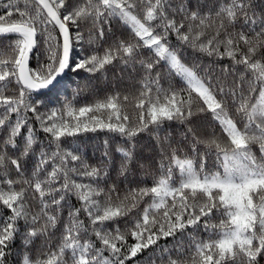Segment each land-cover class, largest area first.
Wrapping results in <instances>:
<instances>
[{
    "label": "snow or ice",
    "instance_id": "obj_1",
    "mask_svg": "<svg viewBox=\"0 0 264 264\" xmlns=\"http://www.w3.org/2000/svg\"><path fill=\"white\" fill-rule=\"evenodd\" d=\"M0 7L6 10L0 15V36L15 37L7 45H0V128L7 133L0 147V207L10 213L0 223V264H6L7 250L18 234L20 221L27 222L25 241L30 244L33 238L56 228L58 215L51 210L58 212L70 195L81 202V207L69 211L58 247H48L46 236V251L41 257L24 255L22 264H126L138 253L157 246L161 238H172L176 243L160 249L155 259L149 258V264H259L264 258V11L257 15L253 0H217L206 12L201 7L192 10L191 0L174 9L167 0H82L71 9L67 0H8ZM137 8L140 14H136ZM14 15L18 18L13 19ZM113 17L130 25L138 42L117 41L103 55H91L75 68L91 73L102 71L116 60L127 65L143 46L153 50L185 81L187 99L181 92L164 91L158 81L149 80L142 82L133 96L138 114L131 118L125 109L129 96L119 94L78 109L65 104L61 116L55 109L50 114L39 113L31 94L41 95V90L52 86L71 67L73 37L69 25L78 29L82 22L90 21L97 38L103 39V25ZM50 29H58L62 43ZM173 32L198 52L229 58L232 66L222 71L235 75L242 67L234 86L226 90L221 82L214 84L210 75L201 77L198 69L185 65L180 53L166 43ZM76 38H80L79 31ZM41 43L45 45L43 63L38 58ZM33 56L37 63L30 67ZM140 64L147 73L154 68V62ZM10 87L18 95H7ZM192 93L204 105L198 111L213 114L226 140L221 142L212 136L200 141L191 128L185 137L193 135V151L196 143H204L209 151L214 149L222 170L206 172L203 162L197 170L191 159L181 160L173 150L170 164L152 187L131 189L114 199V186L107 192L95 186L102 170L89 168L76 154L78 150L66 151L61 146L63 138L82 132L107 130L130 140L150 126L158 132L167 122L184 124L195 114ZM229 103L241 115L242 128L229 115ZM29 112L49 135V147L54 145V150H41L34 171L25 177L19 158H12L5 149L17 148L16 139L29 124ZM167 139L161 138V143ZM37 143L33 129L28 127L20 155L29 156ZM253 146H258L259 155ZM117 151L125 160L133 158L130 149L121 147ZM49 166L51 171H47ZM173 167L180 175L176 186ZM10 168L19 179L9 176ZM121 168L123 172L126 165ZM74 175L92 178L93 183L77 182ZM29 197L37 201L38 211H29ZM146 197L150 203L138 211ZM134 210L137 215L130 221V228L121 231L119 226L104 227ZM81 212L89 218L91 233L101 247L90 238L81 242L82 235L88 234L79 219ZM215 214L223 217L218 224L211 222ZM190 228L213 230L215 238L197 239L187 232ZM129 236L136 242L128 244Z\"/></svg>",
    "mask_w": 264,
    "mask_h": 264
},
{
    "label": "trees",
    "instance_id": "obj_2",
    "mask_svg": "<svg viewBox=\"0 0 264 264\" xmlns=\"http://www.w3.org/2000/svg\"><path fill=\"white\" fill-rule=\"evenodd\" d=\"M7 2L8 0L0 1L2 4H7ZM81 2L82 0H67L70 9ZM167 2L173 9L180 3L188 4V0H167ZM216 3L217 0H191V8L192 10H196L197 7H201V10L206 12ZM253 4L255 5L257 15H260L264 11V0H253ZM140 12L141 9L137 8L136 14H140ZM5 13L6 10L0 7V15H4ZM17 18V16H13V19ZM103 27L105 32L104 38L98 39L96 32L92 30L90 21L87 23L82 22L78 29L75 25H69L73 37L72 51L70 53L71 67L67 69L66 74L58 84L42 92L41 95H37L36 93L31 94L30 100L35 104L39 113L50 114L55 109L57 110V115L61 116L63 115L65 104L70 103L78 109L82 106L94 105L97 101H102L109 96L119 94L121 97L124 95L129 96V102L125 106V109L131 118L138 114L134 107L136 101L133 100V96L138 94L141 83L149 80L158 81V86L164 91H179L187 99L188 93L186 91L187 85L185 81L176 75L175 71L164 60H159L153 50L143 46L136 50L135 57L130 59L127 65L120 60H116L112 64L105 66L99 72L90 73L86 68L76 69V63L94 54L103 55L104 51L117 41L122 40L128 43L138 42V38L135 37L131 27L118 18H109L108 23L103 25ZM50 30L52 31V35L62 43L58 29ZM77 31L80 33L79 39L76 38ZM13 39L15 37L0 36V45H7ZM166 43L171 49L180 53L181 60L185 65L198 69V74L201 77L210 75L213 78L214 84L221 82L226 90L234 86V81L238 79L239 72L243 71L242 67L237 69L235 75H230L228 72L222 71L223 68L232 66L233 62L229 58L225 57L220 59L217 56L209 57L205 53L198 52L188 44L180 41L174 32L168 35ZM44 48L45 45L41 43V47L38 49L42 53L38 57L41 63L46 60V55L43 54ZM221 51H223V48H221ZM157 60L158 62H156ZM140 61L154 62V68L151 73L145 71ZM36 63L37 57L33 56L30 61V67H35ZM248 79H251V77L249 76ZM153 91H155V86L153 87ZM6 94L18 95V91L10 87ZM254 95H258V93ZM192 96L193 111L195 114L184 124L178 121L167 122L158 132L154 131L150 126L149 130L139 133L130 140L118 133L107 130L82 132L74 137L63 138L61 146L66 151L78 150L76 154L81 157L83 163L87 164L89 168H100L102 174L98 178V183L95 186L103 188L106 192L114 186L116 189V192L113 194L114 199L117 195L123 197L131 189L152 187L154 182L164 173L170 164L173 150H175L178 158L191 159L198 168L201 162H203L205 171L207 172L221 170L214 149L209 151L204 143H196L195 151H193V135L188 134L185 137L187 129L191 128L195 134V138L200 141H206L212 136H215L221 142L226 140V135L219 122L214 119L213 114L210 111L199 112V107L204 105L202 101L195 99V93H192ZM252 102L254 103L255 101L253 100ZM228 113L237 123V126L242 128V117L235 111L231 103L228 105ZM27 115L29 124L16 139L17 148L13 149L9 147L5 151L12 158H19L23 175L30 177L35 169L40 151H52L54 150V145L49 147L50 137L41 130L40 122L35 119V114L29 112ZM65 118L70 119L66 116ZM28 127L33 129V134L38 143L33 146V152L25 157L21 156L20 152L23 149L25 137L28 134ZM166 136L168 139L161 143V138ZM4 139H7V133L3 128H0V147L3 146L2 141ZM121 147L132 151L133 158L130 161L125 160L122 154L117 151ZM253 151L256 155H259L258 146H253ZM105 153H107V156H105ZM122 165H126L123 172ZM47 171H51L50 166L47 168ZM103 173H107V175L105 176ZM9 176L12 179H19L14 168H10ZM73 179H76L77 182L93 183L92 178L77 177L74 175ZM56 186H59V182ZM57 198L59 197L57 196ZM147 203H150L148 197L140 202L138 211H142ZM27 207L29 211L39 210L37 201H33L31 197L27 201ZM79 207H81V202L75 196H68L66 202H62L58 212L56 209L51 210L53 214L58 215L56 228H50L44 235L33 238L30 244L25 241V235L28 231V227H26L27 222L20 221L18 224V234L7 250L8 256L6 264H22L24 255H29L34 259L40 258L41 252L46 251V236L49 239L48 247L55 250L60 243L64 225L69 222V211H73ZM9 215V212L3 207H0V223L6 220ZM136 215L137 210H134L130 216L122 217L115 223L107 222L104 227L106 229H112L119 226L121 231H124L126 228L131 227L130 221ZM79 219L88 228V234L82 235L81 242L90 238L96 244V247H101L100 242L91 233L92 226L86 213L81 212ZM221 219H223L222 216L215 214L211 222L218 224ZM36 227L39 228L40 224L38 223ZM215 231L219 230L217 229ZM187 232L200 240H207L209 237L215 238L213 230L200 228L194 231L190 228ZM135 242L131 236L127 237L128 244ZM175 243L176 241L172 238H161L157 246H151L143 252L138 253L136 257L128 259L126 264H149L150 257L155 259L159 255L160 249L164 247L172 248ZM185 244H187L186 240ZM105 255H110V253L105 252ZM259 264H264V258L259 259Z\"/></svg>",
    "mask_w": 264,
    "mask_h": 264
},
{
    "label": "rangeland",
    "instance_id": "obj_3",
    "mask_svg": "<svg viewBox=\"0 0 264 264\" xmlns=\"http://www.w3.org/2000/svg\"><path fill=\"white\" fill-rule=\"evenodd\" d=\"M130 26V25H129ZM131 27V26H130ZM167 63V62H166ZM168 64V63H167ZM174 70V69H173ZM175 71V70H174ZM180 77V76H179ZM181 78V77H180ZM182 79V78H181ZM183 80V79H182ZM184 81V80H183ZM179 159H181V160H183V159H185V158H179ZM193 164H194V167L198 170L199 168L197 167V166H195V163L193 162ZM222 170V169H221ZM215 171H217V170H215ZM215 171H213V172H215ZM207 172V171H206ZM209 173H211V172H209ZM173 177H174V181H175V183H174V186H176V185H178L179 184V180H180V175H179V170L177 169V168H175V169H173Z\"/></svg>",
    "mask_w": 264,
    "mask_h": 264
},
{
    "label": "water",
    "instance_id": "obj_4",
    "mask_svg": "<svg viewBox=\"0 0 264 264\" xmlns=\"http://www.w3.org/2000/svg\"><path fill=\"white\" fill-rule=\"evenodd\" d=\"M0 1H4V0H0ZM61 38H62V36H61ZM67 71V70H66ZM66 71L60 76V77H58V79L54 82V84L52 85V86H50L48 89H44V90H41L42 92H44V91H47V90H49L51 87H53V86H55L56 84H58L59 83V81L64 77V75L66 74Z\"/></svg>",
    "mask_w": 264,
    "mask_h": 264
}]
</instances>
